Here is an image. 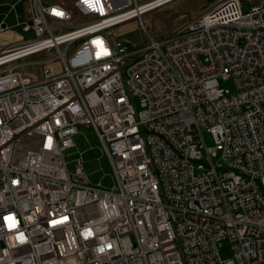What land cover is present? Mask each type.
<instances>
[{
	"label": "built area",
	"instance_id": "2783aa9c",
	"mask_svg": "<svg viewBox=\"0 0 264 264\" xmlns=\"http://www.w3.org/2000/svg\"><path fill=\"white\" fill-rule=\"evenodd\" d=\"M153 1L4 3L0 33L24 35L0 52V264H264V3L116 41ZM82 127L112 187L68 161Z\"/></svg>",
	"mask_w": 264,
	"mask_h": 264
},
{
	"label": "rangeland",
	"instance_id": "374dc122",
	"mask_svg": "<svg viewBox=\"0 0 264 264\" xmlns=\"http://www.w3.org/2000/svg\"><path fill=\"white\" fill-rule=\"evenodd\" d=\"M153 0H139L145 4ZM220 0H173L157 9L146 13L136 20L116 27L112 30L114 39L119 42L127 43L132 48H141L150 43V37L155 41H161L172 35L178 28L182 27L195 16L207 11ZM245 11H249L253 5H260L264 0H240ZM40 59L35 56L26 59L27 62H34ZM25 61V60H23ZM35 71V77L39 78L40 66L26 68L24 71L31 74ZM223 87L230 88V85L223 84ZM132 104L138 115L141 111L140 100L132 98ZM81 134L76 137L77 148L68 151V161L75 160L80 152H84V171L90 181L94 184L103 180L104 185L112 187V167L103 155L101 144L96 137L93 129L82 127ZM206 143L211 146L214 144L210 134H205ZM217 161V160H216ZM221 256L224 259L232 257L231 245L224 241L220 248Z\"/></svg>",
	"mask_w": 264,
	"mask_h": 264
},
{
	"label": "crops",
	"instance_id": "0c3cea01",
	"mask_svg": "<svg viewBox=\"0 0 264 264\" xmlns=\"http://www.w3.org/2000/svg\"><path fill=\"white\" fill-rule=\"evenodd\" d=\"M14 1L15 0H0V13L5 12L7 9V7L4 6V3H12ZM16 14L18 16V19L15 17V14L11 15L9 20L10 25L16 23L17 20L23 22L24 20L28 19L29 10L26 1H22L19 3V5L16 8ZM23 35H24L23 32L20 29H16V28L8 32L0 33V52L3 49L8 48L14 43L20 41Z\"/></svg>",
	"mask_w": 264,
	"mask_h": 264
},
{
	"label": "bare ground",
	"instance_id": "6f19581e",
	"mask_svg": "<svg viewBox=\"0 0 264 264\" xmlns=\"http://www.w3.org/2000/svg\"><path fill=\"white\" fill-rule=\"evenodd\" d=\"M170 1H173V0H154L153 4H155V5H153V7H154V9H156L157 7L162 6L163 4L165 5V3H168ZM141 12H144V10ZM141 12L139 10H136L135 16H137V14H141ZM132 13H134V12H132Z\"/></svg>",
	"mask_w": 264,
	"mask_h": 264
},
{
	"label": "trees",
	"instance_id": "16d2710c",
	"mask_svg": "<svg viewBox=\"0 0 264 264\" xmlns=\"http://www.w3.org/2000/svg\"><path fill=\"white\" fill-rule=\"evenodd\" d=\"M47 2H49L50 0H46ZM71 7V6H70ZM72 8V7H71Z\"/></svg>",
	"mask_w": 264,
	"mask_h": 264
},
{
	"label": "snow or ice",
	"instance_id": "6c2138e0",
	"mask_svg": "<svg viewBox=\"0 0 264 264\" xmlns=\"http://www.w3.org/2000/svg\"><path fill=\"white\" fill-rule=\"evenodd\" d=\"M57 14H60V13H57ZM7 219V218H6Z\"/></svg>",
	"mask_w": 264,
	"mask_h": 264
},
{
	"label": "water",
	"instance_id": "95a60500",
	"mask_svg": "<svg viewBox=\"0 0 264 264\" xmlns=\"http://www.w3.org/2000/svg\"><path fill=\"white\" fill-rule=\"evenodd\" d=\"M32 35V34H31Z\"/></svg>",
	"mask_w": 264,
	"mask_h": 264
}]
</instances>
